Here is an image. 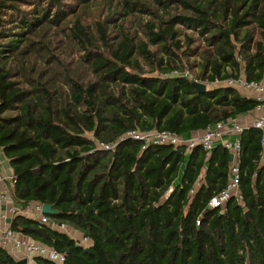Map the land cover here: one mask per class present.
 I'll list each match as a JSON object with an SVG mask.
<instances>
[{
  "label": "trees",
  "instance_id": "obj_1",
  "mask_svg": "<svg viewBox=\"0 0 264 264\" xmlns=\"http://www.w3.org/2000/svg\"><path fill=\"white\" fill-rule=\"evenodd\" d=\"M241 71L264 79V0H0L10 199L21 211L52 205L58 214L45 216L75 240L23 215L10 231L63 264H264L259 130L239 136L240 199L223 209L208 206L229 180L221 145L207 155L122 138L155 130L187 140L251 113V97L211 87ZM0 264L16 261L0 248Z\"/></svg>",
  "mask_w": 264,
  "mask_h": 264
},
{
  "label": "built area",
  "instance_id": "obj_2",
  "mask_svg": "<svg viewBox=\"0 0 264 264\" xmlns=\"http://www.w3.org/2000/svg\"><path fill=\"white\" fill-rule=\"evenodd\" d=\"M211 87L233 88L237 90L240 95L251 97L257 101V105L251 113L226 122H218L206 131H203L200 136H195L187 140L168 131L155 130L146 132L137 130L129 131L122 138L140 142L142 149L150 145L170 146L173 149L179 146H185L187 151H189L193 147L199 145L207 155L211 153L215 145H221L231 155L229 180L225 189L210 199L208 206L210 208L223 209L230 198L240 199L238 170V160L240 156L239 136L244 129L252 127L260 131L262 157L264 158V79L259 83L248 82L241 71L237 78H228L223 81L216 79L211 84ZM248 119L250 122H248ZM96 148L111 151L115 146L97 142ZM5 183L11 184L12 176L2 173L0 176V184ZM41 206L42 205L38 203H34L21 211L13 206L7 190L0 189V248L6 250L16 262L21 259L31 260L34 257H41L55 264H63L64 256L62 254L25 238L21 234L14 233L9 229L10 220L16 215H23L38 220L52 229L64 232L75 240V237H73L74 232L70 231L65 224L57 225L49 221L48 218L41 213ZM77 242L86 248L90 245V241L86 238H82Z\"/></svg>",
  "mask_w": 264,
  "mask_h": 264
},
{
  "label": "water",
  "instance_id": "obj_3",
  "mask_svg": "<svg viewBox=\"0 0 264 264\" xmlns=\"http://www.w3.org/2000/svg\"><path fill=\"white\" fill-rule=\"evenodd\" d=\"M192 85L195 88L197 94L204 93L207 90L206 84H204V83L193 82ZM230 160H231V155H230ZM41 213L43 215L52 216V217L56 216L58 214V212L53 209L52 205H42L41 206ZM246 215L248 216L249 214L247 213ZM86 250H88V249L86 248ZM27 263H28L27 259H21V260L16 262V264H27Z\"/></svg>",
  "mask_w": 264,
  "mask_h": 264
},
{
  "label": "crops",
  "instance_id": "obj_4",
  "mask_svg": "<svg viewBox=\"0 0 264 264\" xmlns=\"http://www.w3.org/2000/svg\"><path fill=\"white\" fill-rule=\"evenodd\" d=\"M248 122H250V120L248 119ZM202 132H198V133H194L190 136V138L195 137V136H200ZM3 162H7L6 159L4 158V156L2 155V153L0 152V176L3 174L6 175H11V170L9 168V170H6L3 166ZM261 162L264 164V158L262 157ZM8 164V163H7ZM202 177V176H201ZM201 179V178H200ZM0 189L2 190H7L8 195L10 196V190H12V186L9 183H5V184H0ZM27 264H34L33 260H28Z\"/></svg>",
  "mask_w": 264,
  "mask_h": 264
},
{
  "label": "rangeland",
  "instance_id": "obj_5",
  "mask_svg": "<svg viewBox=\"0 0 264 264\" xmlns=\"http://www.w3.org/2000/svg\"><path fill=\"white\" fill-rule=\"evenodd\" d=\"M6 115H11V113L10 114H6ZM3 166H4V168L6 170H9V166H8L7 162H3ZM73 237H75V235Z\"/></svg>",
  "mask_w": 264,
  "mask_h": 264
}]
</instances>
